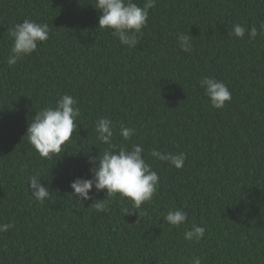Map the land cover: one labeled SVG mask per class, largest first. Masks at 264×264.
<instances>
[{
    "label": "trees",
    "instance_id": "trees-1",
    "mask_svg": "<svg viewBox=\"0 0 264 264\" xmlns=\"http://www.w3.org/2000/svg\"><path fill=\"white\" fill-rule=\"evenodd\" d=\"M94 2L0 0V224L14 225L0 233V264H264V37L229 36L235 23L259 28L264 0H157L131 50L98 28ZM29 18L48 23L50 38L9 66L10 30ZM180 33L192 35L191 53ZM204 76L229 87L224 108L210 106ZM58 94L74 96L81 115L64 151L42 159L24 136ZM101 117L116 124L114 143L141 144L159 174L142 218L125 214L127 199L96 212L71 194L76 178H91L86 152L106 147L93 130ZM121 125L136 129L131 140ZM153 148L186 153L184 167ZM34 171L51 191L43 204L29 188ZM170 208L187 212L185 225L164 221ZM193 223L206 228L198 244L183 238Z\"/></svg>",
    "mask_w": 264,
    "mask_h": 264
},
{
    "label": "clouds",
    "instance_id": "clouds-1",
    "mask_svg": "<svg viewBox=\"0 0 264 264\" xmlns=\"http://www.w3.org/2000/svg\"><path fill=\"white\" fill-rule=\"evenodd\" d=\"M156 5L157 0H144L142 6L136 0H95L93 3V7L101 13L98 28L110 31L120 45L127 46L130 50L139 45L143 29L148 24L149 10L154 9ZM50 31L48 23L30 18L15 24L10 30L12 44L7 64L14 66L25 57L31 56L39 44L50 38ZM246 33L250 40H255L258 35L264 37V22L260 23L259 28L253 25L250 31L245 25L235 23L229 31V36L243 39ZM177 39L183 52H192V35L180 33ZM198 83L212 108L222 109L226 102L231 101L229 87L215 76H204ZM80 115L78 100L74 96L58 94L54 104L36 111L35 116L29 121L24 137H27V142L40 158L52 159L67 147ZM93 130L96 141L106 147L98 155L86 152L91 178H76L71 183L74 190L71 194L81 201L92 200L89 209L96 212H106L109 204L116 199L121 201L127 199L131 204V210L124 209L125 214L138 212L142 218L144 215L142 206L152 201L160 183L159 174L143 155L144 147L137 143L130 147L114 143V136L117 135L116 124L109 117L97 119ZM135 132V128L121 125L118 135L124 141H129ZM150 156L176 169H182L187 159L184 152H162L156 148L151 150ZM28 180L31 195L36 202L43 204L50 198L51 191L42 183L44 179L39 171H34ZM93 189L96 194L105 192V199H97L90 195ZM187 220L188 214L182 208H170L164 216V221L176 228L185 225ZM11 227L14 225L0 224V233L7 232ZM205 235L206 228L195 223L190 229L185 228L183 232L186 241L197 244ZM190 264H203V257H191Z\"/></svg>",
    "mask_w": 264,
    "mask_h": 264
}]
</instances>
